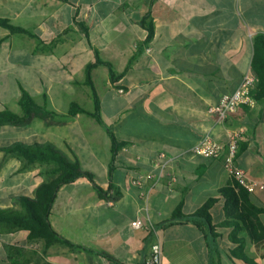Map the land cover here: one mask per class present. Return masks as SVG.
<instances>
[{
	"label": "crops",
	"instance_id": "crops-1",
	"mask_svg": "<svg viewBox=\"0 0 264 264\" xmlns=\"http://www.w3.org/2000/svg\"><path fill=\"white\" fill-rule=\"evenodd\" d=\"M69 2L0 0V18L22 28L33 25L31 32L39 40L20 35L24 40L12 48L18 34L0 27V111L19 115L24 89L37 104L65 116L69 103L76 102L68 101L70 96L87 95L83 76L76 75L92 61L91 49H96L123 75L113 86L108 73L101 74V95L94 83L99 67L91 74L101 115L125 143L114 159L112 175L110 138L85 114L61 117L59 125L35 120L26 127L0 126V148L16 142L50 143L76 160L100 188L110 183L118 187L121 197L116 202L100 199L84 178L63 185L49 222L55 232L84 249H44L41 242L28 239L27 232L6 231L0 225V264H150L156 244L159 264H247L242 255L264 264V247H255L243 229L220 227L225 220L222 199L210 210L216 239L205 224L168 221L178 206L184 215L196 213L232 182L223 165L225 149L217 159L191 152L204 136L226 145L231 135L239 134L235 163L247 179L264 185V102L241 107L223 122L208 113L251 71L253 37H264V0ZM141 22L152 26L148 40ZM79 59L84 63L77 70ZM53 72L56 79L48 78ZM90 104L87 111H92ZM160 153L173 160L165 172L157 167ZM53 171L52 164L25 167L21 159L0 151V210L17 208L16 197L33 198ZM170 174L175 181L168 190ZM251 204L263 209L258 217L264 225V190L253 194ZM135 221L140 228L132 227Z\"/></svg>",
	"mask_w": 264,
	"mask_h": 264
},
{
	"label": "trees",
	"instance_id": "trees-1",
	"mask_svg": "<svg viewBox=\"0 0 264 264\" xmlns=\"http://www.w3.org/2000/svg\"><path fill=\"white\" fill-rule=\"evenodd\" d=\"M61 3L70 4L69 0H55ZM77 12L75 13V16ZM84 29L83 24H78ZM140 26L147 31V40L152 37V26L141 22ZM0 27L7 30L10 35H25L29 38L38 40L37 36L28 29L14 26L6 19L0 18ZM87 37L86 31L81 30ZM39 41V40H38ZM252 58L250 69L257 77L258 86L252 96L255 101L264 102V37L256 35L253 37ZM93 59L87 63L83 70V82L89 90L92 101V111L83 109L77 102H70L65 116L51 112L45 104H37L27 91L21 89V95L18 100L20 114H14L7 109L0 111V126L26 127L33 121L38 120L46 126L62 124L61 117L72 118L77 114H85L95 120L106 132L110 138V165L109 177L113 172V162L118 151L125 145L119 141L111 132L106 120L101 115L100 101L92 81V70L97 67H105L108 73V80L113 86L123 77L117 74L110 62L103 61L96 49H91ZM0 151L6 155H11L22 160L25 167L33 164H52L54 171L51 179L40 184L33 198L19 196L14 199L17 208L0 210V225H4L6 231H25L30 240H36L42 243L43 248L47 249L53 246H65L69 250H83L81 246L74 245L64 237L53 230L49 222V214L54 199L60 187L73 183L78 178H84L92 185L97 196L109 202H116L121 197L118 187L110 183L107 189H102L95 182L94 177L81 169L76 160H71L60 150L50 143H34L31 145L16 142L7 147L0 148ZM218 197H210L198 208L192 215H184L181 207L178 206L168 221L182 220L185 223H192L199 227V224H205L213 239L217 238L215 228L211 226L210 210L219 199L225 201L224 216L225 220L220 227L237 228L239 226L246 233V237L255 246L264 247V225L259 221L258 215L263 209L257 208L251 204V197L255 193H248L232 182L220 188L217 191ZM235 243L241 240H234ZM91 252V250H86ZM107 259H112L107 253L99 252ZM241 259L247 264H257L247 255H242Z\"/></svg>",
	"mask_w": 264,
	"mask_h": 264
},
{
	"label": "built area",
	"instance_id": "built-area-1",
	"mask_svg": "<svg viewBox=\"0 0 264 264\" xmlns=\"http://www.w3.org/2000/svg\"><path fill=\"white\" fill-rule=\"evenodd\" d=\"M258 86L257 77L252 71L245 73L238 84V87L231 93L222 95L218 102L209 108V115L215 118L216 122H223L229 116L237 112L241 107H253L255 100L252 93L255 92ZM239 134L231 135L226 145H223L209 136H204L195 145L192 146L191 152L203 159H217L220 157L222 151L225 149V156L223 160L224 169L228 176L241 188L248 193H255L256 191H263L264 185L251 181L246 178L245 173L235 163V157L238 148ZM173 160L165 153L158 155L157 167L161 172H165ZM175 181V176L167 175L166 187L170 190ZM135 185L140 186L139 181L134 182ZM141 196L144 193H140ZM132 227L140 228L141 224L138 221L132 222ZM161 257V250L159 245H153L151 248L150 264H159Z\"/></svg>",
	"mask_w": 264,
	"mask_h": 264
},
{
	"label": "rangeland",
	"instance_id": "rangeland-1",
	"mask_svg": "<svg viewBox=\"0 0 264 264\" xmlns=\"http://www.w3.org/2000/svg\"><path fill=\"white\" fill-rule=\"evenodd\" d=\"M32 27H34V26L33 25H30V26H27V28H25V29H28L30 31H33V28ZM20 38H22V40H24L25 37L24 36H20V35L13 36V38L11 40V42H12V48H14L13 47V43L14 42H18V40H20ZM27 40H29V39H27ZM83 63H84V59L77 60L76 63H75V67L74 68L77 69V70L80 67L83 68V66H82ZM106 72H107V69L105 67H99V69H97L95 71V73H94V83H95V87L97 89V92L99 94H101V95L104 92L103 80L101 79V74H105ZM50 76H52V79H56V74L54 72L53 73H49L48 78ZM82 76H83V69L80 72L79 71L77 72L76 77H82ZM85 90L87 91V95L86 94H84V95H78V96L72 95V96H70L68 98V101H76L83 109H86V110L88 109L89 110V108L91 107V104H90V102H91L90 101V95H89L88 89L86 88ZM67 105L68 104L65 102V109L67 108ZM11 134H13V131H10V134L9 135H11Z\"/></svg>",
	"mask_w": 264,
	"mask_h": 264
}]
</instances>
